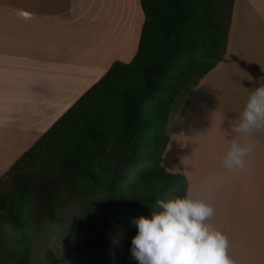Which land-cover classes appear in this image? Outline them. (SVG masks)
<instances>
[{
  "label": "crops",
  "instance_id": "1",
  "mask_svg": "<svg viewBox=\"0 0 264 264\" xmlns=\"http://www.w3.org/2000/svg\"><path fill=\"white\" fill-rule=\"evenodd\" d=\"M144 21L141 0H0V179L114 62L133 60ZM262 85L264 0H234L225 57L190 96L162 165L213 204L237 264H264V132L230 127ZM233 140L254 146L245 171L223 167Z\"/></svg>",
  "mask_w": 264,
  "mask_h": 264
},
{
  "label": "trees",
  "instance_id": "2",
  "mask_svg": "<svg viewBox=\"0 0 264 264\" xmlns=\"http://www.w3.org/2000/svg\"><path fill=\"white\" fill-rule=\"evenodd\" d=\"M141 3L145 21L133 60L114 62L6 173L14 189L0 197V210L25 244L17 264H31L24 224L77 227L94 236L76 245L81 254L104 248L122 211L160 210L156 201L166 192L187 195L184 174L162 165L168 109L184 94L182 115L197 85L225 57L234 0ZM71 201L81 202L79 213L68 212ZM137 233V226L123 229L114 254L91 264H138L131 252ZM59 258L51 254L50 264Z\"/></svg>",
  "mask_w": 264,
  "mask_h": 264
},
{
  "label": "clouds",
  "instance_id": "3",
  "mask_svg": "<svg viewBox=\"0 0 264 264\" xmlns=\"http://www.w3.org/2000/svg\"><path fill=\"white\" fill-rule=\"evenodd\" d=\"M230 127L233 133L246 136L264 132V85L249 95L238 122ZM253 147L233 140L222 160L224 169L245 171ZM215 186L216 179L208 178L199 184V191L210 197ZM156 203L159 211L133 220L138 233L131 252L138 264H237L229 253L227 235L209 222L215 215L209 199L173 198L166 192Z\"/></svg>",
  "mask_w": 264,
  "mask_h": 264
},
{
  "label": "rangeland",
  "instance_id": "4",
  "mask_svg": "<svg viewBox=\"0 0 264 264\" xmlns=\"http://www.w3.org/2000/svg\"><path fill=\"white\" fill-rule=\"evenodd\" d=\"M185 95L180 94L177 102L169 106L168 109V127L167 135L177 133L181 119V109ZM159 100L149 102L148 108L155 107ZM14 189L13 179L5 175L0 179V197L11 196ZM68 212H77L83 207L81 202H72ZM153 211L157 209H128L121 212L117 226L111 230V235L104 241L102 250H89L81 254L76 253L75 247L78 243L87 238L94 237L85 233L77 227H28L24 224V232L26 239L31 247V264H50L49 256L58 254L60 262L58 264H91L94 261L104 262L109 259L117 248L115 236L122 234L123 229L127 227H136L133 220L141 216L150 217ZM4 213L0 210V264H17L18 259L22 255L25 244L21 239V233L14 224L12 218H2ZM72 223L76 221V217L72 218Z\"/></svg>",
  "mask_w": 264,
  "mask_h": 264
}]
</instances>
